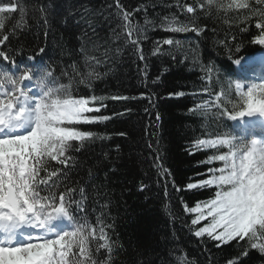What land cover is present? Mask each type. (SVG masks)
Wrapping results in <instances>:
<instances>
[{"label":"snow or ice","instance_id":"1","mask_svg":"<svg viewBox=\"0 0 264 264\" xmlns=\"http://www.w3.org/2000/svg\"><path fill=\"white\" fill-rule=\"evenodd\" d=\"M255 4L264 5V0H255ZM175 6L184 20L172 14L162 17L159 23L145 17L144 23L140 24L135 13L143 7L129 10L121 0H114L107 6L114 10L105 20L109 24L113 19L116 21V27L111 28L112 40L117 44L116 56L111 55L110 48L100 56L89 55L81 43L86 71L81 72L74 63L71 74L61 73L68 77V83H61L60 77L55 76L47 65L38 67L35 64L36 56L45 53L44 47H40L35 55H29L27 63L23 64L0 48V264H113L115 244L107 232L112 225L104 220L103 212L92 225L87 216L85 187L78 189L81 199L77 201L74 199L77 189L64 182L69 175L68 169L76 164L73 151L79 152L98 139L110 138L83 130L81 126H98L131 113V108H125L112 115L102 114L107 107L106 100L127 101L136 97L79 95L74 84L91 90V81L107 75L97 71V66L115 62L116 57L129 49L139 61H146L142 41L148 39L150 28L169 33H193L196 37L203 35L206 26L199 24L200 14L207 18H213V13L217 18L223 14L226 24H230L228 17L232 15L235 20L231 23L237 26L257 17L255 28L259 35L253 43L264 46V7L254 8L250 0H194L191 4L177 0ZM37 11L40 12L37 24L43 21L47 36L49 14L42 5ZM16 13H19V19L11 33L4 32L7 22ZM26 15L27 8L22 0H9L8 3L0 0V46L6 45L17 28L27 26ZM71 15L69 12L62 22L67 24ZM76 23L79 25L80 21ZM86 23L92 27L91 21ZM84 36L87 32L77 39L83 40ZM163 46L184 51V42L170 36L153 42L151 55L164 54ZM236 51H240L239 47ZM172 58L175 60V55ZM194 62L199 63L198 60ZM234 62L240 65L233 70L238 77L233 81L238 99H230L231 83L227 92L223 89L214 92L206 84L193 95H207L209 99L195 103L188 109L189 113L217 122L226 119L243 124L245 118L251 121L254 116L264 120V54ZM140 72L147 79L148 73L144 69ZM207 72L212 69L207 68ZM160 79L156 77L153 83ZM185 95L183 90L167 93L169 98ZM139 98H146L145 94ZM155 119L161 120L158 112ZM117 134L128 135L126 132ZM209 135L212 138H197L191 145L196 151L214 150L199 162L207 166L204 172L197 173L200 178L183 187L172 179L176 192H210L208 199L197 200L193 205L181 201L184 212L193 214L190 231L197 239L215 242L217 248L235 242L239 254L227 264H243V258L251 250L264 257V125L249 123L239 132L229 130L222 134L210 132ZM188 154L194 153L188 151ZM214 162L219 166H212ZM153 167L162 179L168 180L171 176L159 155L154 158ZM89 175H92L91 171ZM188 179L193 180L192 177ZM62 185L63 191L60 190ZM145 187L142 183L139 190L144 191ZM165 191L167 194L166 188ZM73 208L81 214L79 217ZM63 223L70 227H61ZM101 250L108 253L103 260L98 255ZM176 260L178 264H188L185 255L177 256Z\"/></svg>","mask_w":264,"mask_h":264},{"label":"trees","instance_id":"2","mask_svg":"<svg viewBox=\"0 0 264 264\" xmlns=\"http://www.w3.org/2000/svg\"><path fill=\"white\" fill-rule=\"evenodd\" d=\"M3 2L8 3L9 0ZM113 2L22 0L27 8V26L17 28L16 34L10 35L6 45L0 48L23 64L27 63L29 55H35L40 47H44L45 53L36 56L35 64L38 67L47 65L55 76L60 77L61 83H68V77L61 73L67 71L71 74V65L75 63L81 72L86 71L80 51L81 43L89 55L100 56L105 49L110 48L111 55L116 56L117 44L112 40L111 33V28L116 27V21L113 19L109 24L105 20L114 10L107 7ZM176 2L121 0L129 10L143 7L142 11L135 13V19L140 24L144 23L145 17L159 23L162 17L172 14L184 20L185 17L175 6ZM181 3L191 4L194 0H181ZM250 3L254 8L264 7L256 5L255 0H250ZM41 5L49 14L47 36L44 35L43 21L37 24L40 17L37 8ZM69 12L72 15L68 23L64 24L62 21L68 17ZM18 19L19 13H16L3 31L11 33ZM224 19L223 14L218 18L215 13L213 18L200 14L199 24L206 26V30L199 37L193 33H169L150 28L148 39L142 41L146 61H139L129 49L116 57L115 62L97 66V71L107 75L91 81V90L84 85L74 84L79 95L136 97L127 101L108 99L105 101L107 107L102 112L104 115H112L131 108V113L98 126H81L83 130L95 131L110 138L98 139L79 152L73 151L76 164L68 169L69 175L64 182L68 187L77 189L74 197L77 201L81 199L78 189L85 187L87 216L92 225L96 224V217L102 212L104 220L112 225L107 232L115 244L113 264H178L176 257L179 255H185L188 264H227L229 259H235L239 254L235 242L217 248L215 242L207 238L197 239L190 231L193 214L184 212L181 201L193 205L197 200L208 199L210 192H176L172 186L173 178L183 187L188 182H195L200 178L197 173L206 170L207 166L199 162L214 150L192 149L195 139L212 138L210 132L222 134L229 130L235 131L236 128L235 121L225 119L217 122L189 113L188 109L195 103L209 99L207 95L194 96L193 93L199 92L206 84L214 92L221 89L227 92L231 83L230 99L236 101L233 81L238 77L233 71L237 69L234 61L254 56L261 51L260 48H264L253 43L259 35V30L255 28L257 17L239 26L231 23L235 20L232 15L228 17L231 26L224 23ZM76 21H80V24L77 25ZM86 21H91L92 27ZM241 28L246 30L241 31ZM84 32H87V36L78 40L77 37ZM170 36L184 42V51L169 50L168 46H163L164 54L152 56L153 42ZM223 41L227 43H220ZM237 47L239 52L236 51ZM207 68H211L212 72H207ZM141 69L148 73L147 79L141 75ZM158 76L161 79L153 83ZM181 90L186 93L182 98L167 96L169 91ZM142 93L146 98H139ZM153 93L157 95L153 96ZM157 112L161 116L160 121L155 119ZM218 124L221 126L217 127ZM120 132L128 135L120 136L117 134ZM188 151L194 154L189 155ZM157 155L163 166L171 171L168 180L162 179L153 167ZM217 165L214 162L212 166ZM189 177L193 180L189 181ZM142 183L146 185L144 191L139 190ZM60 190H64L63 185ZM73 211L77 217L81 215L75 208ZM67 227L70 226L67 224ZM98 255L103 260L108 253L101 250ZM243 264H264V257L256 250H251L243 258Z\"/></svg>","mask_w":264,"mask_h":264},{"label":"rangeland","instance_id":"3","mask_svg":"<svg viewBox=\"0 0 264 264\" xmlns=\"http://www.w3.org/2000/svg\"><path fill=\"white\" fill-rule=\"evenodd\" d=\"M260 47H262V46H260ZM264 47V46H263ZM261 49V51H259L257 54H255L254 56H252V57H258V56H260V55H262V54H264V48H260ZM252 57H244V58H242V59H240V60H243V59H245V58H252ZM236 67H237V69L240 67V65L239 64H236L235 65ZM255 82H259V80H256ZM247 83V82H246ZM237 99H238V97H236ZM246 119V118H245ZM236 123V122H235ZM249 123H255V124H259V125H261V123L260 122H258V121H249L248 120V122L246 121L245 122V120H244V122H243V124L240 122V121H237V125H236V128H235V132H238V128L237 127H244V125H247V124H249ZM241 129H239V131H240ZM217 164H218V162H217ZM217 166H219V164L217 165ZM61 227H65V223H63L62 225H61Z\"/></svg>","mask_w":264,"mask_h":264},{"label":"bare ground","instance_id":"4","mask_svg":"<svg viewBox=\"0 0 264 264\" xmlns=\"http://www.w3.org/2000/svg\"><path fill=\"white\" fill-rule=\"evenodd\" d=\"M251 120L252 121H258V122H260L261 124L264 125V120H261V118L259 116H254V117L251 118ZM245 121L248 122V119L246 118Z\"/></svg>","mask_w":264,"mask_h":264}]
</instances>
